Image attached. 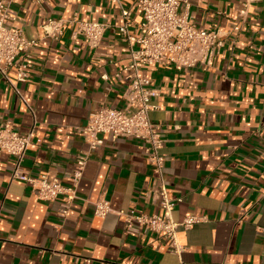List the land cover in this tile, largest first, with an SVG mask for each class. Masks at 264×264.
<instances>
[{"label":"crops","instance_id":"0c3cea01","mask_svg":"<svg viewBox=\"0 0 264 264\" xmlns=\"http://www.w3.org/2000/svg\"><path fill=\"white\" fill-rule=\"evenodd\" d=\"M191 22L218 30L223 46L212 64L185 68L165 62L142 65L160 90L153 122L164 135L165 180L179 199L173 218L202 217L179 228L178 255L158 234L129 233L120 211L162 214L155 172L145 143L113 139L89 151L80 129L102 106L123 107L131 43L119 26L123 9L143 20L139 0H15L7 24L38 42L26 63V81L11 85L0 73V127L34 130L22 166L32 175L72 183L78 155H88L69 215L64 200L44 201L12 177L16 157L0 150V264H264V0H188ZM106 22L92 49L67 26L58 39L42 28L49 18ZM131 33L137 34L135 27ZM18 68L9 78L16 81ZM105 196L113 211L95 216Z\"/></svg>","mask_w":264,"mask_h":264},{"label":"built area","instance_id":"2783aa9c","mask_svg":"<svg viewBox=\"0 0 264 264\" xmlns=\"http://www.w3.org/2000/svg\"><path fill=\"white\" fill-rule=\"evenodd\" d=\"M15 0H0V73L16 86L17 81H26L29 72L26 63L17 64L20 53L30 56V49L38 42L30 38L21 27H11L6 22L9 10ZM258 0H246L248 2ZM143 20L136 23L129 10L122 11L124 22L119 26L123 37L131 43L130 62L125 68L129 81L125 90L126 104L123 107L102 106L93 111L88 123L80 129L89 151L103 144L102 134L113 139L135 137L145 143L147 161L154 169L156 187L162 214H147L136 209L120 211L125 217V230L129 233L152 231L168 243L170 251L180 255L184 247L177 240L179 228L190 229L202 221V217L188 214L182 221L173 218V211L179 199L172 197L166 186L165 161L163 152L164 135L159 124L153 122L151 111L156 107L153 99L160 94L153 80L141 73L142 65L173 63L185 68L198 64L210 65L223 46L218 30L199 28L191 22L188 0H139ZM72 27L76 36H82L92 49L99 48L103 36L110 25L106 22L78 19L77 17L55 19L49 17L42 28L46 37L58 39L64 29ZM135 27L137 34L131 33ZM12 66L18 68L16 81L9 78ZM34 130L21 133L9 122L0 127V150L16 157L12 177L28 182L37 197L44 201H55L63 196L59 215L67 217L78 198L77 192L87 164L88 155H78L72 173V183L64 185L59 179L45 174L38 176L26 171L23 166L25 154L32 143ZM94 214L104 218L113 211L111 202L105 196L93 203Z\"/></svg>","mask_w":264,"mask_h":264}]
</instances>
